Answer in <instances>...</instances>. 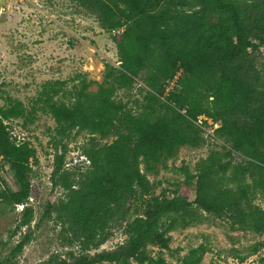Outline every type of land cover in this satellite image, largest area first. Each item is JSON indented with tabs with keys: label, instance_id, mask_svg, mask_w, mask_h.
Segmentation results:
<instances>
[{
	"label": "trees",
	"instance_id": "obj_1",
	"mask_svg": "<svg viewBox=\"0 0 264 264\" xmlns=\"http://www.w3.org/2000/svg\"><path fill=\"white\" fill-rule=\"evenodd\" d=\"M70 1L94 15L102 29L117 31L119 63H105L100 82L80 77L69 106L55 99L60 81L45 82L38 97L54 121L51 182L60 191L41 218L54 214L67 224L79 249L37 264H201L203 245L176 263L147 251L148 245L167 248L170 232L200 221V212L228 219L233 229L264 233V208L255 202L264 201V74L250 52L253 38L264 36V0ZM136 86L139 97L132 101L117 96ZM24 116L20 101L0 106V155L15 186L0 189V210L22 205L21 225L33 216L27 203L35 149L11 139L5 120ZM199 116L217 124L213 134L228 148L211 151L194 174L185 169L172 196L145 200L136 213L139 199L151 191L148 176L165 168L181 146L204 142L202 125L208 124ZM74 131L111 139L84 150L89 164L78 176L64 166ZM234 153L242 160H232ZM193 180L195 197L189 200ZM118 226L124 241L98 250ZM29 240L23 235L7 257L0 255V264H16Z\"/></svg>",
	"mask_w": 264,
	"mask_h": 264
},
{
	"label": "rangeland",
	"instance_id": "obj_2",
	"mask_svg": "<svg viewBox=\"0 0 264 264\" xmlns=\"http://www.w3.org/2000/svg\"><path fill=\"white\" fill-rule=\"evenodd\" d=\"M116 33V30L102 29L94 15L70 0H31L28 4L9 2L0 6V106H6L11 101H20L24 105L25 116L5 120V124L11 139L18 143L26 141L35 149V157L31 159V192L27 203L33 211L30 223L20 224L22 205L0 210L2 257L9 255L23 235L30 237L17 255L16 264H37L55 253L62 256L69 251L78 253L79 246L72 240L67 224L56 219L54 214L41 218L46 202L58 196L60 191L52 189L51 182L54 153L48 139L54 121L49 113L41 109L43 103L38 97L45 82L60 81L62 85L55 99L69 106L72 101L70 93L80 77L100 82L105 63H119L113 41ZM253 42L256 47L250 49L251 58L264 74V36L254 37ZM173 82L166 86L167 91ZM90 89L95 90L96 84H92ZM126 91L119 90L117 96L129 102L139 97L137 86ZM204 119L208 124H201L204 142L198 147L181 146L176 155L167 161L165 168L148 176L151 191L139 199L136 213L141 211L145 200L172 196L177 185L185 179V169L194 174L198 161L206 158L211 151L228 148L213 134L217 124L205 116H199L198 122ZM110 141L86 131H74L66 141L65 168L78 176L89 164L84 150ZM231 158L242 160V156L236 153ZM194 183L195 180L191 181L188 187L189 200L195 197ZM5 188H15L13 170L0 155V189ZM255 202L264 208V201L257 199ZM200 213V221L170 232L167 248L148 245L149 254L155 256L160 253L168 262L176 263L190 248L203 245L205 252L201 264H264V233L233 229L226 218ZM124 239L123 228L118 226L98 250L115 248Z\"/></svg>",
	"mask_w": 264,
	"mask_h": 264
},
{
	"label": "built area",
	"instance_id": "obj_3",
	"mask_svg": "<svg viewBox=\"0 0 264 264\" xmlns=\"http://www.w3.org/2000/svg\"><path fill=\"white\" fill-rule=\"evenodd\" d=\"M31 0H0V6L5 4V3H15V4H28Z\"/></svg>",
	"mask_w": 264,
	"mask_h": 264
}]
</instances>
